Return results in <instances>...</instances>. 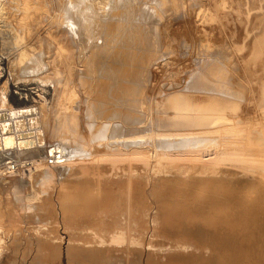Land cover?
<instances>
[{
    "label": "rangeland",
    "instance_id": "rangeland-1",
    "mask_svg": "<svg viewBox=\"0 0 264 264\" xmlns=\"http://www.w3.org/2000/svg\"><path fill=\"white\" fill-rule=\"evenodd\" d=\"M65 1L44 0L26 20L15 9L0 22V96L41 106L50 146L63 136L53 125L74 112L66 139L84 150L50 180L44 158L22 188L35 197L28 203L1 191L0 264H248L227 258L214 231L264 210V0H163L161 8L147 0L154 15L142 0H83L100 27L93 44H81V60L66 39L75 70L63 94L64 73L24 75L19 55L22 44L28 56L46 52V29ZM138 93L150 119L136 144L92 140L125 95ZM177 93L198 109V125L187 128L196 141L154 154L153 104Z\"/></svg>",
    "mask_w": 264,
    "mask_h": 264
},
{
    "label": "bare ground",
    "instance_id": "bare-ground-1",
    "mask_svg": "<svg viewBox=\"0 0 264 264\" xmlns=\"http://www.w3.org/2000/svg\"><path fill=\"white\" fill-rule=\"evenodd\" d=\"M142 1H143L142 5H144L142 7H145V10L149 9L148 11L150 14H152V12L155 14L157 11L156 8H161L164 4L163 0H157L156 1L157 7L153 8L154 7L153 5L152 7H149V5L151 4L147 3V0H142ZM65 2L63 6V14L60 17L58 15L59 17L58 21L60 22L56 23V27L54 25L53 30L51 29L52 22L48 25L46 29L47 39L50 42V44L47 43L46 45L47 47L46 52H44L43 50H38V51H35L34 54H32L33 53L32 52L31 56H28L27 53L29 52V50L26 49V51H28L26 52L25 49H23V44L21 46L22 49L20 47L21 52L18 50V53L20 52L19 61L20 63H22L20 64L21 69L20 68L19 69L21 70L20 72H22V74L33 75L37 79L38 77L41 76L40 79H42V75H44L46 72H47L46 74H48L49 69L54 71L55 74L64 73L65 77H64V81L62 85L63 94L67 93L66 91H68L69 89L68 83L70 82V79L73 76V72L75 70L74 65H72L71 63L70 58L72 57L71 54L73 53L72 52L70 53V50L75 49L76 51L75 53H77L78 51L77 55L79 56H77V58L81 60V58H83L82 53H81V51H83V48H81V44H87L89 43L91 39H92L91 44H93V41H95L93 38L96 37V35H98V30H99L98 28L100 27L99 24L94 23L91 20L88 21V16L92 15V11L88 6L86 7L82 6L83 0H73L72 2H67V3ZM153 2L155 3L154 0ZM43 6H44V0H0V22L1 21L3 22L8 17H10V15L14 13L13 11L15 9L17 10L19 9L26 16L24 18L23 16H21V19L23 18V20H26L27 18H30L29 17L30 11L37 9L38 7L41 9L43 8ZM146 15H148L147 12H146ZM40 18L41 17L39 15L36 19H40ZM69 19H71V21H68ZM23 20L22 21L20 20L21 22L19 23L24 22ZM18 21H19V18H18ZM13 29L17 32L16 30L17 28H13ZM25 31L28 32L29 27H27ZM66 36H69V38H67ZM66 39L67 40L70 39V42L72 45L70 47H73V49H71L67 45L68 42L66 44V41H67ZM91 44L90 46L93 47V45ZM87 49H91V48H87ZM48 53H50L51 55L50 57L52 59L49 61H46L45 55ZM17 58L18 57H16V59ZM75 58H74V61H75ZM77 58H76V61H77ZM102 72H103V69H102ZM76 73L78 74L77 71ZM82 74H79L80 78ZM82 78L80 80L84 81V78L83 79ZM125 79H124V82H127L128 80H125ZM113 80L116 81V78H114ZM42 81L44 82V80ZM74 81L75 79L73 80V82ZM50 82L51 81H49V84ZM111 85H112V82H111ZM137 90H139V88ZM140 90H141V87H140ZM142 94L143 93H140V94L138 93L136 94L137 95L136 97H131L130 95L126 94L125 99L122 97V100L124 99V101L121 100L122 101L121 103L119 101V103L122 104V108L120 111H118L119 109L116 110L115 115L112 117L116 120L112 122L113 119L110 118L111 124L105 125L101 130L97 131L95 133L96 136H94L95 134L92 135L91 139L92 140H94L95 138L97 140L106 139L108 141V144L116 143L120 145V147H124V149L125 148L127 149L131 144H136L134 143L135 140L133 142L132 138L139 139L141 137L139 135L137 136L136 134L145 132V127H147L146 125L149 123V119H150L148 118V115L146 114V109H147L146 103L148 102L143 100ZM76 95L77 94H75V96ZM117 104L118 102L116 103V106H118ZM153 105H154L153 109L156 113V118L154 120L153 125L154 127H156V129L157 128L159 129L157 130V132L153 134V136H155V139L157 140L153 146L154 154L157 153V150L159 148L161 149L163 148V151H164V148H167V147H175V148L185 147L186 148L191 143L196 141L197 133L187 128L195 127L196 125H198L197 120L199 118H196L197 115L195 116V112H193V111H198V109L196 108L195 104H193L188 98L183 97L181 94L177 93V94L168 95L162 98L161 101L155 102V104ZM75 107L66 106L64 110L74 111ZM0 113L5 114L3 118H0V193L2 190L12 188L13 193L15 191L16 201H17V198L21 199V196L23 195L22 188L24 184L27 183V185H30V179H32L31 174L33 173L34 170L39 169L40 164H42L41 161L47 156L49 151L50 153L54 152V154H56L58 161H59V163L54 165L52 168L48 166L50 168L46 172H44L45 179L49 178V180H50V177L57 175L58 167H61L62 163L70 162L69 160H71L73 157L81 154L84 151L82 149L81 142H79L80 144L75 143V145L70 146L69 145L70 143L67 140L69 137L66 139V136L73 133L70 126L74 125L76 121V115L74 112H70L69 114H66L67 113L66 112L65 115H63V117L58 119L57 121L58 123H55L53 125V128L56 124L60 125V127L62 128L61 132L63 136L59 137L60 140L56 144L51 145V146L48 145L47 143L48 142L47 141L48 135L46 132V125H47L46 121L47 120H46L44 110L41 106L29 105V104H25L24 106H21V107L10 106L8 104V99H7L6 94L3 93V95L0 96ZM216 122L217 120H214V119L209 121L206 124L207 128L203 129L202 132L211 133L212 128H210L211 127L210 125L213 126L216 124ZM161 129H167V130H161ZM79 139H82V138H79ZM139 145L138 147L141 148V146ZM138 150H141V149H138ZM167 150L170 151L172 149L167 148ZM9 163L18 164V169H17L18 172H16L17 171L16 170V171L10 172L9 175H6V165ZM16 175H18V177H15ZM46 182H49V181L47 180ZM261 194L263 195V193ZM34 198L35 197L33 193L31 192L30 193L28 192L27 194H25V196H22L23 201L25 200L27 203L32 201ZM254 218L256 219L254 220ZM237 222L239 223L237 227H230L226 225L224 227L219 226L218 229H216L217 231H214L216 237L220 239V241L218 240L219 241L218 246L222 247L224 245L223 247L225 249L224 252L227 253L226 257L228 256L230 257V259L237 258L238 260L240 259L243 261H248V264L250 263L251 264L252 263L253 264H264V210L262 211L257 210V213H255L254 216L252 217L243 218L242 216V218H239Z\"/></svg>",
    "mask_w": 264,
    "mask_h": 264
},
{
    "label": "built area",
    "instance_id": "built-area-1",
    "mask_svg": "<svg viewBox=\"0 0 264 264\" xmlns=\"http://www.w3.org/2000/svg\"><path fill=\"white\" fill-rule=\"evenodd\" d=\"M45 163L47 166L53 167L57 163H59L58 158L54 152H48L47 156L45 157ZM18 169V164L16 163H9L6 165V175H9L10 172L16 171Z\"/></svg>",
    "mask_w": 264,
    "mask_h": 264
},
{
    "label": "water",
    "instance_id": "water-1",
    "mask_svg": "<svg viewBox=\"0 0 264 264\" xmlns=\"http://www.w3.org/2000/svg\"><path fill=\"white\" fill-rule=\"evenodd\" d=\"M5 116L4 113H0V118H3Z\"/></svg>",
    "mask_w": 264,
    "mask_h": 264
}]
</instances>
